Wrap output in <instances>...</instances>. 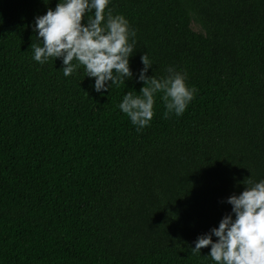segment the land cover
<instances>
[{
    "label": "trees",
    "instance_id": "1",
    "mask_svg": "<svg viewBox=\"0 0 264 264\" xmlns=\"http://www.w3.org/2000/svg\"><path fill=\"white\" fill-rule=\"evenodd\" d=\"M57 2L0 0V264H215L196 237L264 179V0H110L134 76L103 94L82 65L32 59L30 24ZM142 54L196 93L167 118L156 93L137 132L117 105Z\"/></svg>",
    "mask_w": 264,
    "mask_h": 264
},
{
    "label": "clouds",
    "instance_id": "2",
    "mask_svg": "<svg viewBox=\"0 0 264 264\" xmlns=\"http://www.w3.org/2000/svg\"><path fill=\"white\" fill-rule=\"evenodd\" d=\"M109 3L110 0H58L54 8L35 16L30 27L39 45H32V59L42 65L50 58H59L65 77L82 65L85 75L94 78L92 88L98 94L132 79L129 58L135 49V31L123 15H113L110 9L105 12ZM140 60L143 67L135 74V79L143 82L139 94L125 92L117 105L137 132L154 115L156 93H162L165 118L169 114L181 116L196 93L194 87L186 85V74L169 66V75L163 79L147 76L152 63L144 54ZM244 185L238 195L225 198L230 212L221 217L216 227L196 237L193 253L200 254L203 247L210 246L207 256L215 264H264V179Z\"/></svg>",
    "mask_w": 264,
    "mask_h": 264
}]
</instances>
